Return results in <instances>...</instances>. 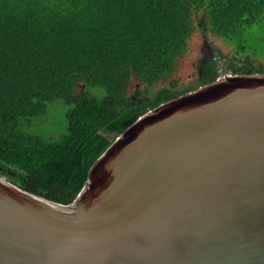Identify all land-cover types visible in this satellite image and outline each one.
<instances>
[{
    "label": "water",
    "instance_id": "1",
    "mask_svg": "<svg viewBox=\"0 0 264 264\" xmlns=\"http://www.w3.org/2000/svg\"><path fill=\"white\" fill-rule=\"evenodd\" d=\"M0 264H264V73L140 115L68 204L0 175Z\"/></svg>",
    "mask_w": 264,
    "mask_h": 264
},
{
    "label": "trees",
    "instance_id": "2",
    "mask_svg": "<svg viewBox=\"0 0 264 264\" xmlns=\"http://www.w3.org/2000/svg\"><path fill=\"white\" fill-rule=\"evenodd\" d=\"M196 29L195 70L175 77ZM218 58L231 74L264 73V0H0V175L70 203L107 134L219 78ZM132 75L144 85L129 90ZM56 99L67 106L62 134L24 128Z\"/></svg>",
    "mask_w": 264,
    "mask_h": 264
},
{
    "label": "rangeland",
    "instance_id": "3",
    "mask_svg": "<svg viewBox=\"0 0 264 264\" xmlns=\"http://www.w3.org/2000/svg\"><path fill=\"white\" fill-rule=\"evenodd\" d=\"M209 38H211L212 41L225 53L231 52L232 45L226 43L222 38L213 34H210ZM203 41L204 37L200 33V30L196 29L191 35L188 50L179 57L177 69L173 76L189 78L193 74L195 70V63L201 53V45ZM218 65L222 73L220 77L231 74V71L228 68V60L224 58H218ZM143 85V82H139V80L134 75H132L129 81L128 89L133 90L135 88H140ZM66 109L67 106L63 100L56 99L48 103L46 112L44 114L40 115L39 117L26 119L23 122V126L29 131L40 133L46 137L59 136L65 131L66 128ZM107 135L113 140L116 136L113 133H109Z\"/></svg>",
    "mask_w": 264,
    "mask_h": 264
}]
</instances>
